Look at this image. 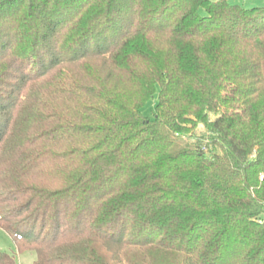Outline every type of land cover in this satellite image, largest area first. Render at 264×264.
<instances>
[{
	"label": "trees",
	"instance_id": "1",
	"mask_svg": "<svg viewBox=\"0 0 264 264\" xmlns=\"http://www.w3.org/2000/svg\"><path fill=\"white\" fill-rule=\"evenodd\" d=\"M0 228L35 264H264V7L0 0Z\"/></svg>",
	"mask_w": 264,
	"mask_h": 264
},
{
	"label": "rangeland",
	"instance_id": "2",
	"mask_svg": "<svg viewBox=\"0 0 264 264\" xmlns=\"http://www.w3.org/2000/svg\"><path fill=\"white\" fill-rule=\"evenodd\" d=\"M232 4L240 5L244 8H251V7H264V0H230ZM205 11L202 10V13ZM159 98V88L155 97L152 98L150 101L146 103L143 107L142 111L146 116H153V112L157 105ZM202 129V127H201ZM18 244H23V240L17 241ZM0 252H7L15 256L17 262L19 264H35L36 261V253L32 250H24L20 252L17 244L15 243L12 236L5 231L4 229L0 228Z\"/></svg>",
	"mask_w": 264,
	"mask_h": 264
},
{
	"label": "built area",
	"instance_id": "3",
	"mask_svg": "<svg viewBox=\"0 0 264 264\" xmlns=\"http://www.w3.org/2000/svg\"><path fill=\"white\" fill-rule=\"evenodd\" d=\"M18 238L20 239L21 238V235H18Z\"/></svg>",
	"mask_w": 264,
	"mask_h": 264
}]
</instances>
